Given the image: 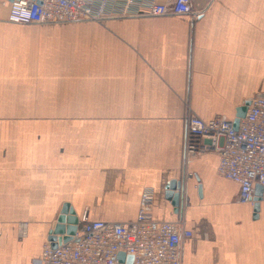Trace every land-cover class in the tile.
Wrapping results in <instances>:
<instances>
[{
	"label": "crops",
	"instance_id": "0c3cea01",
	"mask_svg": "<svg viewBox=\"0 0 264 264\" xmlns=\"http://www.w3.org/2000/svg\"><path fill=\"white\" fill-rule=\"evenodd\" d=\"M192 5L197 20L0 27V264H35L65 204L78 219L130 222L146 189L157 220L193 232L181 264H264V200L258 212L242 204L217 153L185 150L188 114L234 121L264 93V0ZM7 16L0 0V23L18 25ZM22 100L56 108L31 114L78 122L9 125L24 114L9 113V101ZM171 184L180 212L166 198Z\"/></svg>",
	"mask_w": 264,
	"mask_h": 264
},
{
	"label": "built area",
	"instance_id": "2783aa9c",
	"mask_svg": "<svg viewBox=\"0 0 264 264\" xmlns=\"http://www.w3.org/2000/svg\"><path fill=\"white\" fill-rule=\"evenodd\" d=\"M3 4L8 7L7 21L18 25L167 15L197 20L201 15L192 0H3ZM186 120V154L217 153V172L239 185L240 202L264 200V93L251 101L237 129L225 116L205 121L188 114ZM154 200V191L146 189L137 217L130 222L89 220L84 212L72 240L56 248L47 242L35 264H126L120 262V254L132 256L133 264H181V245L193 232L182 221L157 220Z\"/></svg>",
	"mask_w": 264,
	"mask_h": 264
},
{
	"label": "water",
	"instance_id": "95a60500",
	"mask_svg": "<svg viewBox=\"0 0 264 264\" xmlns=\"http://www.w3.org/2000/svg\"><path fill=\"white\" fill-rule=\"evenodd\" d=\"M10 2L14 0H9ZM251 101H247L246 105L238 110V116L234 120V127H239L240 120L245 117ZM179 184V183H178ZM178 185H173L167 188L166 198L171 201L176 208V212H180L181 202L183 200V193H175V189ZM180 188L181 184H179ZM201 189V188H199ZM201 192V191H200ZM261 193V192H260ZM260 201L262 199L258 197L255 201V211H259ZM79 219L70 205L65 204L59 213L53 228L49 232L48 242L52 244L53 248L58 247L63 243H67L72 240L78 229ZM120 262L126 261V264H133L134 258L132 256H126L125 254L119 255Z\"/></svg>",
	"mask_w": 264,
	"mask_h": 264
},
{
	"label": "rangeland",
	"instance_id": "374dc122",
	"mask_svg": "<svg viewBox=\"0 0 264 264\" xmlns=\"http://www.w3.org/2000/svg\"><path fill=\"white\" fill-rule=\"evenodd\" d=\"M85 22V21H84ZM90 22V21H89ZM69 23H75V22H69ZM55 24H63V23H55ZM46 25V24H44ZM47 25H51V24H47ZM40 25L37 24H33V25H9V24H3L0 23V27H14V28H25V27H38ZM37 103H47V101H38V100H34L33 104H31V101H9V113H15V112H24V114H9L8 115V124H14V125H18L20 124H44L43 127L47 126V125H64V124H68V123H74V122H78V118L77 117H69V116H63V115H34L31 114L33 111L34 113L36 111H43V112H47V111H53L54 108L53 106H40V105H36ZM54 108V109H53ZM34 126L29 127L30 129H33ZM30 131H20L19 132V136L21 137V139L24 140H28L31 139L30 136ZM44 134V132L38 133L36 135H42ZM51 134H55L56 136L53 137L52 139L57 140L59 139L58 135H63V132H55V133H51ZM35 135V136H36ZM24 144H27V142H23ZM44 145H48L47 143H45ZM59 145V144H58ZM189 156V155H187Z\"/></svg>",
	"mask_w": 264,
	"mask_h": 264
}]
</instances>
